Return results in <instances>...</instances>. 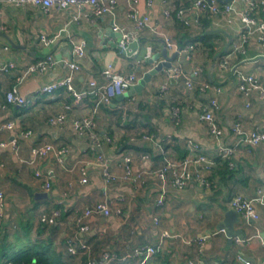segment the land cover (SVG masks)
I'll return each instance as SVG.
<instances>
[{
  "label": "crops",
  "instance_id": "0c3cea01",
  "mask_svg": "<svg viewBox=\"0 0 264 264\" xmlns=\"http://www.w3.org/2000/svg\"><path fill=\"white\" fill-rule=\"evenodd\" d=\"M216 1L220 5L232 2L231 23L209 16L196 22L190 12L193 0H151L150 5L147 0H139L137 7L141 15L150 18L151 27L158 33L150 29L138 32L142 49L131 57L119 54L120 34L113 31L114 25L133 31V24L126 17L127 0H118L112 15L77 22L72 17L81 10L75 7L44 12L40 7L0 4V47H8L0 54L1 63L12 62L15 66L0 75V186L4 193L0 208V264H13L15 259L26 255L45 256L51 264H85L88 259L100 264L105 255L111 256L106 264H231L237 256L257 264L264 259L262 207H256L260 216L257 221L240 217L241 223L234 229L241 230L242 237L233 235L229 239L223 231L215 229L231 210L232 197L240 194L254 198L257 190H264V145L250 151L239 150L227 171L220 164L214 165L207 176V187L196 181H190L182 191L168 187L163 205H156L159 182L153 173L165 164V159L180 161L187 156L188 142L197 145L201 153L216 158L220 144L234 143L230 127L235 120L247 131L264 129V97L254 92L250 106L246 107L233 73L237 68L253 75L264 88V60L259 57L255 39H250L244 45V52L230 60L228 68L220 66L232 44L238 41L242 27L238 13L244 8V0ZM168 7L170 15L166 17L164 10ZM181 8L186 10L187 24L176 17ZM254 15L264 22V8ZM203 31L214 35L211 42L217 51H222L231 41L228 51L216 62V56L209 55L211 49L199 39ZM161 34L182 48L195 45L189 57L178 54L172 61V67L180 65L184 74L193 79V91L187 89L182 77L168 79V69H164L151 78L140 94L123 100L116 96L94 116L96 134L111 140L94 153L90 139L80 137L71 125L72 120L91 114L92 99L65 112V105L71 103L65 90L41 94L40 89L67 74L65 62L70 58L71 43L81 40L85 41L86 49L81 70L73 79L77 90L84 89L91 81L102 84L101 71L108 64L113 65L116 74H127L134 69L142 77L153 67L147 60L161 55L166 48ZM42 37L56 38V43L44 46L40 42ZM173 53L168 50L169 57ZM50 54L60 63L46 73L29 76L19 87L31 105H9L6 94L15 84L16 76L27 65ZM163 59L160 56L158 61ZM198 68L202 71L194 77L193 71ZM164 81L168 82L169 91L162 99L158 90ZM200 83L221 89L217 96L220 109L216 111L217 123L224 134L220 140L209 136L198 119L214 96L212 90L200 92ZM171 106L180 110L179 122L172 118ZM61 112L67 113V121L58 127L50 125L48 119ZM42 144L65 147L68 152L64 164L59 165L52 154L31 164L32 149ZM94 154L102 155L117 176L125 169L124 159H129L126 164L133 172L146 173L144 185L136 188L121 181L106 185L94 166ZM83 167L87 171L85 183H81ZM36 171L43 177H37ZM46 181L49 189L44 187ZM98 203L112 209L118 207L121 214L91 216L83 221L88 230L78 231L76 217ZM56 210L60 212L57 223L41 222L43 214ZM154 218L158 219L157 223ZM164 232L169 237H162ZM235 237L245 242L238 244ZM202 238L201 246L185 243ZM67 239L87 244V255L70 256L65 250ZM148 246L157 248L158 252L148 259L134 254L137 248Z\"/></svg>",
  "mask_w": 264,
  "mask_h": 264
},
{
  "label": "built area",
  "instance_id": "2783aa9c",
  "mask_svg": "<svg viewBox=\"0 0 264 264\" xmlns=\"http://www.w3.org/2000/svg\"><path fill=\"white\" fill-rule=\"evenodd\" d=\"M139 0H127L128 11L126 14L127 19L133 24V31H128V29L120 28L116 25L113 26V31L120 34L119 42L117 44V50L120 55H126L128 46L133 41H138V32L143 29H150L154 33H158L156 29H153L150 25V18L145 15H141L137 7ZM1 3L16 7H40L44 12L50 9H56L58 11H65L71 7L80 9L81 11L73 16L72 21L77 22L79 20L93 21L103 18L107 15H112L114 12L118 0H4ZM147 4H151V0H147ZM191 13L195 15L196 22L199 21L201 16L207 15L209 17L221 18L227 23H231L230 15L233 12L232 2L219 4L216 0H193ZM264 8V0L253 1L244 0V8L238 13L239 19L241 21L242 27L240 29V35L238 41L232 44L228 53L223 57L220 62L222 69L228 68L229 62L232 58L236 57V54L244 52V45L250 41V39H255L256 43L260 49L259 57L264 60V22L255 17L254 13ZM189 10V9H187ZM186 10L183 8L177 11L176 17L179 21L187 24L184 20ZM164 15L168 17L170 15L169 7L164 10ZM184 20V21H183ZM165 47L168 50L176 52L177 54H186L189 57V53L194 49V44L187 47H179L174 43L169 37L161 34ZM56 38L45 39L42 37L40 39L41 44L44 46L56 43ZM7 46L0 47V54L2 51H6ZM86 43L85 41H73L70 46V58L65 62L68 69L67 74L60 80L54 81L40 89L41 94H52L59 90H65L71 97V103L65 105V112L71 110L73 107L83 106L86 100L92 99L93 108L91 114L82 119L72 120V128L76 134L80 137H86L90 139L91 149L95 153L102 147L104 143H110L111 140L106 138H100L95 132V121L94 116L98 113L102 106L109 105L110 101L116 96L125 94L130 87L138 84L141 77H139L134 69H132L127 74H116L113 70V65L108 64L101 71V75L104 78L102 84L96 81H91L88 86L82 90H77L74 87L73 79L75 74L81 70V61L85 57ZM136 54V52L134 53ZM60 60L56 59L54 55H46L42 59L35 63L27 65L21 73H19L15 78V84L6 94V101L9 105H19L23 107H29L31 101L27 99L20 92V85L31 75L43 74L54 68ZM12 62H7L6 64L1 63L0 58V75L10 72L14 68ZM201 69H195L193 71V76H198L201 73ZM233 73L236 75L238 82L237 90L242 94L245 100V106L249 107L251 103V97L254 92H258L261 97H264V88L260 86L259 81L249 74H244L241 70L237 68L233 69ZM167 78L178 80L181 77L184 78L185 86L188 90L193 91L194 83L193 79L185 75L182 67L180 65H175L167 70ZM199 90L205 93L207 90H212L214 96L211 97L203 109V112L199 115L198 119L202 122L207 130L209 136L213 137L215 140H220L224 137L223 131L217 123L216 111L220 109V105L217 100V96L221 93L219 87H211L207 83H200ZM169 86L168 82L164 81L158 90L159 98H165L168 94ZM61 112L50 119L48 123L52 126H61L67 121V113ZM170 113L175 122H179L180 110L177 107L171 106ZM7 127H12V124H8ZM230 131L235 137L234 143L231 144H220L218 148L217 157H209L199 150V147L193 142H188L189 154L185 156L180 161H171L165 159V164L157 169L153 173V177L158 180L159 188L156 198V205L162 206L165 200L166 192L168 187H172L176 190L182 191L190 181H196L200 186L207 187L209 185L207 176L211 168L218 164V161H228L232 166V159L235 154L244 149L250 151V149L255 148L260 145H264V129H255L247 131L243 128L240 121L235 120L232 122ZM148 140L149 137H144ZM67 149L65 147H58L52 144H42L36 146L32 149L33 159L31 164L38 160H43L49 155H53L55 160L59 165H63L67 154ZM129 159H124L125 169L120 176L115 175L110 168L108 161L100 154H94V166L99 170L103 181L106 185L114 183L117 181L126 182L136 188H141L144 185V178L146 173H136L133 172L129 165L126 164ZM193 168V170H191ZM81 183L87 181V171L85 167L81 170ZM35 175L37 177H43L40 171H36ZM44 187L49 189L50 184L46 181ZM4 200V193L0 186V208ZM262 207L264 211V190H257L254 198H247L243 195H235L229 202V207L239 214V216L244 220L257 221L260 219L259 213L256 207ZM120 208H110L105 203H98L91 208L85 209L82 214L76 217V224L78 225V231L85 232L88 230V226L83 224L84 219H87L94 215H103L105 217L111 215H120ZM60 212L53 211L51 214H43L41 216V222L45 224H55L59 221ZM158 219L154 218V222L157 223ZM162 237H169V235L164 232ZM234 241L236 243H244L245 240L235 237ZM204 239L199 240H188L185 241L186 244L198 243L200 246L203 244ZM199 247V251H200ZM66 252L72 257L86 256L89 252V246L77 239H67L65 243ZM158 252L157 248L152 246L137 248L134 251L135 255L143 256L144 259L155 255ZM110 255H105L104 260L100 264H106V261L110 260ZM85 264H96L91 259H88ZM191 264H195L191 262ZM231 264H254L253 262L245 259L242 256H237L236 259ZM257 264H264V259Z\"/></svg>",
  "mask_w": 264,
  "mask_h": 264
},
{
  "label": "water",
  "instance_id": "95a60500",
  "mask_svg": "<svg viewBox=\"0 0 264 264\" xmlns=\"http://www.w3.org/2000/svg\"><path fill=\"white\" fill-rule=\"evenodd\" d=\"M107 34L110 35V33H107ZM230 44H231V41L226 45V47L218 55H216L214 62H216V60L220 58L222 54L228 51ZM141 49L142 47L140 45V42L133 41L128 46V50L126 51V56L131 57L133 56L135 52L136 54H139ZM177 55L178 54L175 52L173 53V55H171V57H169L168 50L165 48L162 51L161 55L158 54V55H155L149 58L147 62L153 65L152 69H150L149 71L143 74V76L141 77L137 85L130 87L129 90L125 94L119 95L116 98L118 100H123L124 98L130 97L134 94H140L144 86L151 81V78L154 75L158 74L160 71H163L164 69H170L172 67V61L176 58ZM160 56L164 58L163 61H158ZM240 223H241V220H240L239 214L235 212L234 210H229L225 213L224 219L216 225L215 229L216 231H223L229 239H231L233 235L242 237L243 236L242 231L234 229V226ZM261 237L264 241V234H261Z\"/></svg>",
  "mask_w": 264,
  "mask_h": 264
},
{
  "label": "trees",
  "instance_id": "16d2710c",
  "mask_svg": "<svg viewBox=\"0 0 264 264\" xmlns=\"http://www.w3.org/2000/svg\"><path fill=\"white\" fill-rule=\"evenodd\" d=\"M206 17L209 18L207 15L202 16L200 18H206ZM204 32L205 31H203V33H201L199 39L204 43V45L207 48H210L211 49V52H210L209 55L211 56V58H214L221 50L217 51V47L215 45H213V43L211 42L212 41V37L214 35L213 34H204ZM219 164L221 165V168L225 169L226 171L229 169V166H228L229 163H228V161H224V162H219L218 161V167H219ZM13 264H51V262L49 261V258H47L45 256H40V255H26L24 257L15 259L13 261Z\"/></svg>",
  "mask_w": 264,
  "mask_h": 264
}]
</instances>
